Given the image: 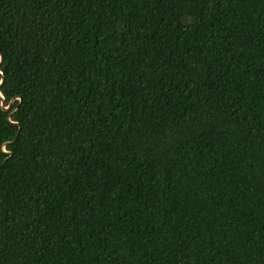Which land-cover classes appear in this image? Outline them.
<instances>
[{
	"label": "trees",
	"instance_id": "16d2710c",
	"mask_svg": "<svg viewBox=\"0 0 264 264\" xmlns=\"http://www.w3.org/2000/svg\"><path fill=\"white\" fill-rule=\"evenodd\" d=\"M0 53V264H264V0H0Z\"/></svg>",
	"mask_w": 264,
	"mask_h": 264
},
{
	"label": "water",
	"instance_id": "95a60500",
	"mask_svg": "<svg viewBox=\"0 0 264 264\" xmlns=\"http://www.w3.org/2000/svg\"><path fill=\"white\" fill-rule=\"evenodd\" d=\"M3 62H4V57H3V54L2 53H0V67H1V65L3 64ZM0 75L2 76V80H1V82H0V86H1V83H2V81H3V78H4V76H3V74L1 73V71H0ZM0 99H1V108H2V110L3 111H6V112H8L9 111V120H10V117H11V115H12V113L15 111V109H11L12 108V105H13V102L16 100V99H19L20 100V97H14V98H12L11 100H10V102H9V104H8V106H6V104H5V99H4V97L1 95V93H0ZM14 124H18V123H14ZM15 141V140H14ZM13 141V142H14ZM9 143H12V142H9ZM6 144H8V143H6ZM6 144H3V148H5V146H6ZM11 154V153H10ZM7 161V158L0 164V166H2L5 162Z\"/></svg>",
	"mask_w": 264,
	"mask_h": 264
}]
</instances>
